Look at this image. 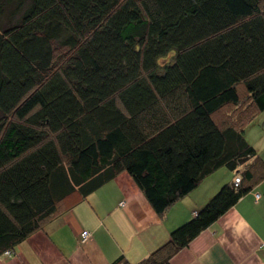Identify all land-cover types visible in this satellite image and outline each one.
<instances>
[{
	"label": "trees",
	"instance_id": "trees-1",
	"mask_svg": "<svg viewBox=\"0 0 264 264\" xmlns=\"http://www.w3.org/2000/svg\"><path fill=\"white\" fill-rule=\"evenodd\" d=\"M260 112L264 0H0V256L121 172L158 215L233 173L155 252L110 263L168 264L248 190Z\"/></svg>",
	"mask_w": 264,
	"mask_h": 264
},
{
	"label": "crops",
	"instance_id": "crops-1",
	"mask_svg": "<svg viewBox=\"0 0 264 264\" xmlns=\"http://www.w3.org/2000/svg\"><path fill=\"white\" fill-rule=\"evenodd\" d=\"M245 138L256 151L253 177L244 182L248 190L168 264H264V112L247 124ZM232 178L230 171L218 170L158 215L132 177L121 172L85 199L64 200L58 215L0 256V264H110L121 256L138 262L167 243L172 229ZM85 230L90 235L81 242Z\"/></svg>",
	"mask_w": 264,
	"mask_h": 264
},
{
	"label": "rangeland",
	"instance_id": "rangeland-1",
	"mask_svg": "<svg viewBox=\"0 0 264 264\" xmlns=\"http://www.w3.org/2000/svg\"><path fill=\"white\" fill-rule=\"evenodd\" d=\"M236 109L237 108H234V109L233 108H228V109H225V110H221L219 113H217V119L220 122L231 121L232 118H234V119H236L238 121H240L242 119L243 120L242 125H244V123H246L248 121V119H246L247 121H244L245 120V115L241 114V112L238 114L239 111H236Z\"/></svg>",
	"mask_w": 264,
	"mask_h": 264
},
{
	"label": "built area",
	"instance_id": "built-area-1",
	"mask_svg": "<svg viewBox=\"0 0 264 264\" xmlns=\"http://www.w3.org/2000/svg\"><path fill=\"white\" fill-rule=\"evenodd\" d=\"M235 182H236V184H238L239 183V178H236L235 179ZM89 235H90V233L88 232V231H83L82 233H81V242H83V241H85L86 239H88V237H89ZM7 254H9V253H7Z\"/></svg>",
	"mask_w": 264,
	"mask_h": 264
}]
</instances>
